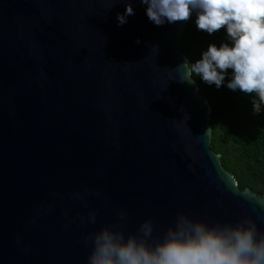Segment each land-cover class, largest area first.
<instances>
[{"label":"water","instance_id":"95a60500","mask_svg":"<svg viewBox=\"0 0 264 264\" xmlns=\"http://www.w3.org/2000/svg\"><path fill=\"white\" fill-rule=\"evenodd\" d=\"M147 7L0 0V264H87L103 228L127 238L150 219L151 244L180 214L264 233V196L210 148L188 20L157 26Z\"/></svg>","mask_w":264,"mask_h":264},{"label":"clouds","instance_id":"9594fccd","mask_svg":"<svg viewBox=\"0 0 264 264\" xmlns=\"http://www.w3.org/2000/svg\"><path fill=\"white\" fill-rule=\"evenodd\" d=\"M120 0H114V3ZM148 5L147 16L157 26L191 19L197 12L198 30L213 34L227 29L229 39L219 48L212 44L202 59L184 64L186 78L201 77L220 88L227 70L232 78L227 87L246 95L253 93V114L264 105V0H140ZM134 9L128 3L126 12L118 14L122 25ZM95 221V214L92 216ZM154 225L147 220L139 235L125 238L123 230L105 227L92 241L87 264H264V233L251 218L238 224L216 223L210 226L186 214L178 215L162 240H152Z\"/></svg>","mask_w":264,"mask_h":264},{"label":"trees","instance_id":"16d2710c","mask_svg":"<svg viewBox=\"0 0 264 264\" xmlns=\"http://www.w3.org/2000/svg\"><path fill=\"white\" fill-rule=\"evenodd\" d=\"M196 19L197 12L193 11L180 38L179 47L188 63L202 59L212 44L218 48L225 43L234 46L226 28L210 35L198 30ZM232 74V69L227 70L220 88L205 83L201 77H193L199 94L208 101L211 109L210 148L221 156V167L234 176L240 191L249 188L253 193L264 196V105L259 114H253L252 101L257 97L254 93L246 95L229 89L227 84Z\"/></svg>","mask_w":264,"mask_h":264}]
</instances>
